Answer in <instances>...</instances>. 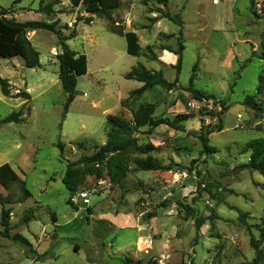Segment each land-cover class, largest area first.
<instances>
[{
  "label": "rangeland",
  "instance_id": "374dc122",
  "mask_svg": "<svg viewBox=\"0 0 264 264\" xmlns=\"http://www.w3.org/2000/svg\"><path fill=\"white\" fill-rule=\"evenodd\" d=\"M13 1L0 0V7L14 10L7 17L57 20L62 36L76 31L66 43L85 55L87 72L77 76L75 97L63 115L54 32L27 29L39 52L38 67L0 56V77L11 85L10 96L0 90V119L21 112V121L0 124V164H10L30 192L25 201L4 207H11L10 233L23 235L38 254L45 252L35 256L0 232V264H238L254 256L240 212L264 250L256 226L264 218V172L243 166L250 155L246 142L264 136V114L242 103L254 94L264 108V56L259 57L264 0H120L114 20L138 35L140 56L126 52L124 37L111 32L104 18L92 15L86 23L90 14L70 0ZM49 2L54 3L51 15L41 10ZM165 12L179 14L182 25L162 18ZM169 50L180 52L179 66ZM138 63L161 70L178 88L154 86L123 106L129 92L142 85L125 78ZM193 73L195 89L229 105L221 114L222 130L208 134L216 149L212 154L203 152L199 134L218 122L209 112L220 105L196 100L184 89ZM19 90H26L30 100L14 97ZM144 103L153 105V117L180 127L159 125L150 131L145 125L133 134L138 144L155 146L150 154L164 168L134 170L131 163L122 187L105 174L85 176L78 191L88 192V201L72 202L62 183L67 161L89 156L105 143L108 115L131 120V109ZM179 114L188 118L178 122ZM207 181L215 185L210 192L204 190ZM20 192L14 185L13 197ZM0 193L9 191L0 186ZM184 205L193 213L187 214ZM196 217L206 220L194 243Z\"/></svg>",
  "mask_w": 264,
  "mask_h": 264
},
{
  "label": "trees",
  "instance_id": "16d2710c",
  "mask_svg": "<svg viewBox=\"0 0 264 264\" xmlns=\"http://www.w3.org/2000/svg\"><path fill=\"white\" fill-rule=\"evenodd\" d=\"M19 0H14L12 3L16 4ZM253 4V0H249ZM42 4L43 0H39ZM73 7L82 6L83 9L90 14L85 20L86 23L92 21V15L104 18L109 24V30L115 34L123 36L126 41V52L133 56H140L141 46L139 44L138 35L131 30H125L123 25L117 24L113 17V12L120 4V0H70ZM159 3H165L166 0H158ZM54 3H47L41 10L47 15L54 12ZM11 7H0V56L4 58L19 57L22 59L23 65L28 68L39 66V52L32 45L27 36V29H43L54 32L60 45V52L56 54L58 58V78L65 93V102L63 104L65 115L69 104L75 97V87L77 76L83 75L87 72V60L84 54H78L72 50L66 43L68 38L76 36V31H71L67 36H62L60 30L57 28L58 21L53 20L47 22L44 20H28L17 21L14 17H7L9 13H13ZM252 13H257L252 9ZM258 16V15H257ZM157 17H150V20H155ZM162 18L181 26L183 21L179 14L171 15L168 12L162 14ZM263 50L261 55L264 56V42H261ZM179 48L183 47L179 43ZM170 52L177 55L176 65L181 63V54L178 51ZM197 62L193 65V72L196 71ZM194 73L189 79V84L184 89L189 92L196 100H212L213 104L220 105L219 110H212L209 115L215 117L218 122L211 126L204 133L199 134V140L203 152L205 154H212L216 151L215 147L208 143V134L222 130V117L227 111L229 105L224 100L215 99L211 94H205L200 90L193 87ZM127 79H135L142 83L138 88L132 89L127 98L122 100L123 106H128L129 98L142 94L146 89L154 86H160L166 90L178 88L176 81H168L161 70H154L147 68L144 64L138 63L129 72L125 74ZM11 85L9 80L0 77V90L5 96H10ZM14 97H21L25 102L30 100V94L26 90H19ZM242 103L248 108L252 109L255 113L264 114V108L260 101L256 99L254 94H247L242 99ZM153 105L149 103L140 104L137 108L131 109V120H123L118 116L108 115L106 118L108 130L106 132V141L94 153L89 156H80L78 159L66 163L65 172L62 176V183L68 190L69 194L78 191L79 186L83 183L84 177L88 175L95 176L96 178L102 177L104 174L108 177L110 183L116 184L120 187L123 186V179L127 173L132 169L131 163L134 165V170H160L164 167L158 159L153 157L150 153L155 149L151 143L138 144L136 137L133 136L135 132L142 126L147 125L149 130L152 131L159 125H166L173 129H179V125L175 121H170L164 117H153ZM21 112L13 111L8 116L0 119V124L6 122H19L21 121ZM179 121L187 119L185 114L176 116ZM264 132V128H263ZM60 147L61 154L63 146L60 142L57 143ZM245 150L250 151L248 161L243 164L244 168L248 170L264 172V136L252 138L245 144ZM19 185L20 194L13 197L11 191L14 185ZM0 186L9 191L7 195L0 193L1 219L0 225L2 227L1 234L10 240H18L24 244L35 256H41L35 249H33L31 242L20 233H10V214L11 207H4L17 202H23L30 197V192L26 187L25 180L19 178L12 166L8 163L0 164ZM207 190L210 192V187L215 186L213 182L207 181ZM264 187V186H263ZM197 188H201V182L197 180ZM72 205L68 199L66 201ZM187 214H192L193 210L190 206L184 205ZM239 220L246 225L249 232V244L254 251V256L251 260H247L238 264H264V250L260 246V240L254 235L252 225L246 220L245 213H239ZM205 218H195L196 235L194 243H197L198 233L201 225L205 222ZM261 236L264 237V218L261 224L256 225Z\"/></svg>",
  "mask_w": 264,
  "mask_h": 264
},
{
  "label": "built area",
  "instance_id": "2783aa9c",
  "mask_svg": "<svg viewBox=\"0 0 264 264\" xmlns=\"http://www.w3.org/2000/svg\"><path fill=\"white\" fill-rule=\"evenodd\" d=\"M69 25H72V23H69ZM70 200L74 203L77 202V200L88 201V192L86 191L74 192L71 195Z\"/></svg>",
  "mask_w": 264,
  "mask_h": 264
},
{
  "label": "water",
  "instance_id": "95a60500",
  "mask_svg": "<svg viewBox=\"0 0 264 264\" xmlns=\"http://www.w3.org/2000/svg\"><path fill=\"white\" fill-rule=\"evenodd\" d=\"M236 172H238V170H233V172H232V173H236Z\"/></svg>",
  "mask_w": 264,
  "mask_h": 264
}]
</instances>
